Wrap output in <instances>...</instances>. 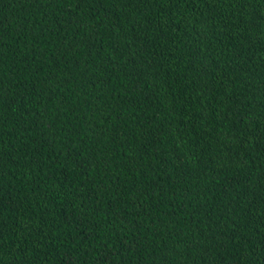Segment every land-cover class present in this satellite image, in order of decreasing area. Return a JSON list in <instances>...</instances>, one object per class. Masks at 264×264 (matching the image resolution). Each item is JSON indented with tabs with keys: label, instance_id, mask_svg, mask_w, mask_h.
<instances>
[{
	"label": "trees",
	"instance_id": "obj_1",
	"mask_svg": "<svg viewBox=\"0 0 264 264\" xmlns=\"http://www.w3.org/2000/svg\"><path fill=\"white\" fill-rule=\"evenodd\" d=\"M0 264H264V0H0Z\"/></svg>",
	"mask_w": 264,
	"mask_h": 264
}]
</instances>
